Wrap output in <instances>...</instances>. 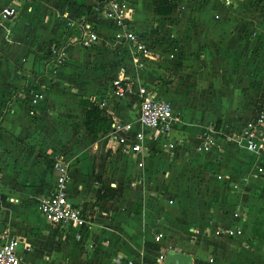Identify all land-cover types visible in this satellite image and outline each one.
Returning <instances> with one entry per match:
<instances>
[{
	"label": "crops",
	"instance_id": "1",
	"mask_svg": "<svg viewBox=\"0 0 264 264\" xmlns=\"http://www.w3.org/2000/svg\"><path fill=\"white\" fill-rule=\"evenodd\" d=\"M13 2L12 0H0V8L12 5ZM85 2L89 5L95 0H85ZM155 2L157 3V0ZM24 5H15L16 14L11 20H6V23H2L0 19V36L3 30H6L5 26L24 19ZM28 7L31 8L29 5ZM203 10L204 13H208L210 8L206 7ZM79 12L81 14L77 16L78 18H93L91 11L88 12L87 9L80 8ZM132 15L131 13L130 17ZM173 15L172 10L169 17ZM220 15L223 16V13ZM62 16L72 22L71 27H66L64 22L62 32L65 35L63 38L67 40L73 35L76 40L78 31L73 25L77 17L74 16L71 7L63 8L61 18ZM199 16L194 12H182L177 15L179 20H189V25L188 28L182 27V30L177 22L172 25L173 32L171 34L174 37H176V31L180 30V33L182 31L187 38L180 36V40L175 39L178 47L172 56H177L176 60L180 57L184 61L185 49L188 51L190 47L194 46L196 37L192 38V36L197 32V29L193 33L189 29L194 27L192 21L196 17L198 19ZM217 16L219 17V15ZM92 25H95L99 34L106 32L104 24L96 21ZM17 26L14 25L9 29L13 32ZM230 27L231 25L226 21L218 23L216 28H213L212 25L211 35L213 37H211L219 39L218 34H220L221 39L218 44L225 49L226 46L236 41ZM16 33L17 31L14 35ZM8 40L12 41L13 45L10 47L13 48V51L9 53V46L8 49L6 48L7 50L3 49V52L0 49V225L3 228L0 242L13 238L17 240L15 252L19 264H63L65 258L76 251L73 242L66 239L69 235L78 238L79 246L83 245V248L78 249L79 256L86 246L85 242H88L92 247L90 252L96 254V257L103 262L106 258L111 257L129 264H133L132 260H140L142 264L143 262L146 264L151 259L155 263H160L159 256L173 251L188 254L191 257V264H264V152L255 154L243 148H240L242 151L233 150L231 149L233 143L228 144L231 148L225 147L224 131L221 134L223 139H218L220 143L216 141L217 147L214 144V147L201 152V158L193 159V155L188 156L186 151L181 152L180 145L174 144L184 143L183 140L187 136L185 122H180L177 119L178 121L173 123L167 137L153 138L141 156L122 154L102 136L93 139L85 132L81 123L82 108L78 103L84 99H91L96 103L98 101L96 98L85 96H81L80 99L73 98L68 93L70 90L78 95L77 89H70L71 81L67 78V73L64 72V79L61 77L63 69H61L60 54L55 53V57L58 58L54 74L42 75L44 72L39 73L36 70L37 63L34 62L32 54L26 53V58L23 59L22 52L16 50L19 46L17 36H12ZM166 56L168 57V55ZM47 69L48 67L44 68L45 74L48 73ZM88 87H90L88 88L90 91L99 90L95 85ZM158 88L161 90L157 92V95L162 100L166 99V94L170 90L167 84H160ZM35 96H40V99H35V104H32L31 100ZM74 99L75 102L71 101ZM114 100L115 98L108 95L105 96L103 102L111 120L134 121L135 104L131 100L124 99V102L113 106L111 102ZM26 102L29 107L22 110V104ZM67 106L69 108H66ZM54 108L61 109V116L64 112L69 111L72 114L67 116L63 123L61 122V134L58 135L54 132L52 134L53 142L50 143L52 146H58L60 148L58 151H65V148H68L69 151V153L66 152V158L63 157L68 164L70 174L67 197L71 203L83 210L85 216L90 217L89 225L74 232L62 231L61 228L50 225L37 212L36 205L33 203L48 193L53 175L51 169L46 171L41 164L34 165L31 160L32 154H29V157L26 154L23 156L21 149L24 145L32 147L34 142L32 134L28 132L32 130L31 123L23 112L34 113L32 116L39 121L42 114L53 111ZM75 123L77 125H74ZM63 127L67 128L66 134H64ZM206 128L207 132H210L209 136L212 141L217 130L222 132L220 127L215 125L208 124ZM56 131L58 132V130ZM194 138L199 140V136L197 138L192 136V141ZM47 140L49 141V139ZM167 143H171L172 146L164 147ZM162 148L167 149L164 158L158 154L150 156L153 151H162ZM117 150L118 152H115ZM214 150L219 151V156L222 157L221 163L215 166L211 174L202 173L199 176L204 179L205 187L202 186V188L204 190L207 187L210 193L220 195L223 182H226L224 179L229 176L231 178L227 180L230 182L228 185L231 194L232 184L239 186L240 183H244L242 180H245V185H241V188L242 192H247V195L243 198V193L241 195L238 193L239 200L244 206L232 208L234 219L226 220L227 218L222 214L227 208L231 210L228 204L232 201L230 196L227 199L228 206L223 205L218 198L206 202L199 200L197 202L194 199L184 201L186 200L185 196L176 189V186L183 187L184 179L181 176L177 179L178 181L171 179L170 183L161 184L162 180L168 181V178L176 176L180 167L184 166L183 163L187 164L186 168L189 167L191 170V172L188 171L189 177L197 176V166L200 163L201 165L207 163L208 156L215 153ZM116 153L120 159L114 158ZM168 153H171V156ZM247 153L252 156H245L244 154ZM138 162H141L140 167H137ZM228 166H235V173L225 170ZM130 172L135 173V177L139 179V188L134 187L132 182L127 184L126 177ZM105 186L115 189L117 196L109 202H98L97 198ZM160 191L163 196L158 197ZM177 193L178 199L174 195ZM232 198L234 199L233 196ZM166 217L171 222L168 229L164 227ZM213 222L232 226L233 229H238L241 233L238 237H220V242L192 233H185V235L183 233L185 227H187V231L193 232V227L207 226V224H214ZM155 235L166 237L167 242L161 238L158 243H154ZM188 236L193 243L186 242L185 239ZM195 237H199L197 243ZM144 243L158 247V252L145 249ZM167 243L174 245L166 247ZM209 250L213 251L211 258H208L205 253ZM74 258H76L75 254Z\"/></svg>",
	"mask_w": 264,
	"mask_h": 264
},
{
	"label": "rangeland",
	"instance_id": "2",
	"mask_svg": "<svg viewBox=\"0 0 264 264\" xmlns=\"http://www.w3.org/2000/svg\"><path fill=\"white\" fill-rule=\"evenodd\" d=\"M123 1L133 11L128 24L132 26L135 33L144 37L146 45L151 48L153 54L152 61L147 62L141 70L133 66L127 51H123V49L114 46V44L108 45L106 43V32H102L100 35L101 40L89 49L79 48L73 35L67 40L63 38L65 34L62 32L64 21L61 20V10L71 7L75 17L81 14L79 12L80 8L87 9L88 12L91 11L92 13L91 3L88 5L85 0L29 1L30 4L28 2L23 6L24 19L5 26L6 30H3L0 36L1 52L8 46L13 45L12 41L8 39L12 36H17L19 46H17L16 50L22 52L23 59L26 58V53L32 54L34 62L37 63L35 66L36 70L39 73L44 72L42 75L54 74L56 59L58 58L57 56L55 57V53L60 54L61 69H63L61 77L64 79V72L67 73L66 76L71 81L69 87L70 89H77L78 95H75L70 90L68 93L77 99H80L81 96L96 98L98 103H103L105 96L110 95L112 81L120 69L125 72V77L129 79L125 81V84L127 83L131 86L132 92L135 90L136 84L140 83L157 93L161 90L158 86L166 83L170 90L164 100L173 108V113L177 117L176 121L179 120L186 124L184 127L187 136L183 140L184 143H174L176 146L180 145L181 152L186 151L188 156L193 155V159L195 157L201 158V152L206 151L201 145L210 140L211 144L208 148L217 147L216 141L223 139L221 134L224 131L225 143H222L225 144V147L231 148L228 144H232V142H228V138L237 136L243 122L249 116L256 115L260 110L264 109V0H233V2L232 0H171L174 15L167 18L155 15L157 9L155 0ZM95 2H98V0H95ZM227 2L228 4H226ZM206 7L210 8L208 13L203 12ZM30 11H32L31 15L28 14ZM182 12H194L197 16H202H199L198 19L196 17L192 21L194 27L189 29L192 33L197 29V32L193 33L194 35L192 36V38L196 37L194 44L192 43L194 46L190 47L188 51L185 49L184 61L180 57L178 61L176 60L177 56L168 59L166 52L172 44L169 41L170 38H168L169 34L173 32L172 25L177 22L181 30L182 27L186 28L189 25V20L178 19L177 15L182 14ZM222 13L223 16L220 15ZM219 21L223 23L226 21L230 24L231 33L235 35L236 41L226 46V49L218 44L219 39H221L220 34H218L219 39L216 37L212 38L213 36L211 35L212 25L213 28H216L218 23H220ZM1 22L6 23L7 21L1 20ZM14 25L18 26L12 32L9 28ZM16 31L17 33L14 35ZM180 36L185 37L182 31L181 33L180 30L176 31L174 39L178 38L180 40ZM184 42H186L185 39ZM72 45H75V47H72ZM184 47L186 46L184 45ZM12 51L13 48L10 47L9 53ZM45 67H48L47 74H45ZM93 85L98 86L99 90L95 92L88 90L90 88L88 86ZM9 90L11 91V88ZM124 99L126 98H115L111 105L117 106L120 102H124ZM71 101L75 102V99ZM22 107V110H25L29 105L26 102L22 104ZM66 108L69 107L67 106ZM70 113V111L64 112L63 116H61V109L54 108L53 111L42 114L38 121L36 117L32 116L34 113L24 111L23 114L29 119L32 126V130L28 132L32 134L34 142L32 147L22 146L23 156L26 154L29 157V154H32L31 160L34 165L41 164L46 171H49L54 158L65 157L66 152L69 153L68 148H65V151H58L60 148L52 146L50 143L53 142L52 134L54 132L58 135L61 134V124L67 116L72 115ZM208 124L220 127L219 129L222 130V132L217 130V134L213 136L214 142L209 136L210 132L208 131V133L206 130V125ZM74 125H77V123ZM62 129L65 131L64 134H66L67 128L63 127ZM192 136H196V138L199 136V140L194 138L192 141ZM218 142L220 143V141ZM232 146L231 149L233 150H241L235 147L237 146L235 143ZM164 149L165 152H163ZM164 149L162 151H153L152 149L153 152L150 156L158 154V156L160 155V157L164 158L167 154V149ZM190 151L192 152L189 153ZM214 151L215 153L208 156L209 161L207 163L204 165L200 163L197 166V176L189 177L188 171L191 172V170L189 167L186 168L187 164L183 163L184 166L180 167L176 176L168 178V181L161 179V184H168L171 179L178 181L177 179L181 176L184 179L183 187L179 188L176 186V189L183 193L186 198L184 201H192L194 199L197 202L198 200L206 202L209 200L214 201L218 198L223 205L228 206L227 199L230 196L232 201L228 204L231 210L227 208L222 214L225 215L226 220L234 219L232 208L234 206H244L239 200L240 196L238 193L240 195L243 193V198L247 195V192H242L241 188V185H245V180H242L244 183H240L239 186L232 184V187H236L231 192L234 199L229 191L230 186L228 184L230 182L227 180L231 178L229 176L224 179L226 182H223L220 195L210 193L207 187L204 190L202 188V186L205 187L204 179L199 176L202 173L211 174L215 166L221 163L220 159L222 157L220 158L219 151ZM115 152H118V150ZM170 154L168 153L169 156H171ZM117 155V153L114 155L116 160L120 159ZM244 155L252 156L249 153ZM234 167L228 166L225 170L235 173ZM135 176V173L130 172L127 174L126 182L127 184L132 182L134 187H138L139 179ZM258 177L260 178V176ZM154 194L157 193L154 192ZM174 195L178 199V193ZM161 196H163V193L160 191L158 192V197ZM36 203L35 200L33 204L37 206ZM215 214L216 216L218 215L217 212ZM164 221V227L168 229L171 222L167 217ZM213 223L207 224V226L197 225V227H193V232L187 231V227H185L183 233L184 235L185 233H192L193 235H199V237L211 238L220 242L221 238L213 235L214 230L216 228H232V226ZM199 237H195L196 243ZM66 239L73 242L76 251L68 255L63 264H129L111 257L106 258L104 262L99 260L96 254L90 252L92 247L88 242H85L86 246H84L79 256L77 253L78 249L83 248V245L79 246L77 244L78 238L69 235ZM162 240L167 242L166 237H163ZM185 240L188 243H193L189 236ZM226 240L229 241L231 239ZM173 245V243H167L165 246L171 247ZM233 248L235 249L234 246ZM205 253L208 258L213 255V251L210 250ZM74 254L76 258H74ZM132 261L133 264H142L140 260ZM146 264H161V262L155 263L151 259Z\"/></svg>",
	"mask_w": 264,
	"mask_h": 264
},
{
	"label": "built area",
	"instance_id": "3",
	"mask_svg": "<svg viewBox=\"0 0 264 264\" xmlns=\"http://www.w3.org/2000/svg\"><path fill=\"white\" fill-rule=\"evenodd\" d=\"M12 5L0 8V19L2 21L11 20L16 14L15 5L26 4L30 0H12ZM12 3V2H11ZM97 3V4H96ZM15 4V5H14ZM228 4V2L226 3ZM90 5V4H89ZM95 5V6H94ZM93 18H78L73 25L78 35L76 44L79 48L89 49L96 45L101 39L94 22L104 24L106 28V43L120 47L130 55L131 63L138 70L144 68L147 62L152 61L153 54L151 48L146 45L144 37L135 33L130 24L132 10L123 0H98L92 2ZM66 27H71L72 22L62 16ZM72 26V27H73ZM169 41L172 43L166 52L168 58H172V53L176 51L178 44L174 36L169 34ZM125 72L120 69L112 81V91L110 96L120 99L131 100L136 106V116L134 121L122 122L111 120L110 130L102 136L108 143H112L122 154H130L136 157L147 150L148 144L153 138L169 134L176 117L170 105L162 100L154 90L146 88L143 84H136L135 90L131 91V86L125 81ZM156 90V89H155ZM108 96V95H107ZM35 96L31 100L35 104ZM104 106L103 103H98ZM229 142L235 143L239 148L252 153L264 152V109L256 115L249 116L242 124L237 136H230ZM211 141L204 142L201 147L207 149ZM171 147V143L165 144ZM141 162L137 163V167ZM53 175L51 188L48 193L37 201V212L42 218L54 227L61 228L62 231L80 230L89 225L90 217L85 216L83 210L75 206L67 197L68 182L70 179L69 167L65 159L61 156L54 158L50 165ZM260 172V170H258ZM233 190L236 187H232ZM241 231L233 228H216L213 235L216 237L232 238L238 237ZM161 235H155L153 242L158 243ZM17 240L8 239L0 242V264H19L15 247ZM163 258L159 256L158 261Z\"/></svg>",
	"mask_w": 264,
	"mask_h": 264
},
{
	"label": "trees",
	"instance_id": "4",
	"mask_svg": "<svg viewBox=\"0 0 264 264\" xmlns=\"http://www.w3.org/2000/svg\"><path fill=\"white\" fill-rule=\"evenodd\" d=\"M171 0H157V17H169L172 12ZM78 105L82 108L81 123L85 132L93 139L103 136L110 130L111 118L104 106H100L93 100H80ZM117 196V191L109 186L102 188L97 198L98 202H109ZM143 247L152 252H158V247L144 243Z\"/></svg>",
	"mask_w": 264,
	"mask_h": 264
},
{
	"label": "water",
	"instance_id": "5",
	"mask_svg": "<svg viewBox=\"0 0 264 264\" xmlns=\"http://www.w3.org/2000/svg\"><path fill=\"white\" fill-rule=\"evenodd\" d=\"M3 228L0 225V234ZM161 264H191V257L188 254L168 251L164 254Z\"/></svg>",
	"mask_w": 264,
	"mask_h": 264
}]
</instances>
